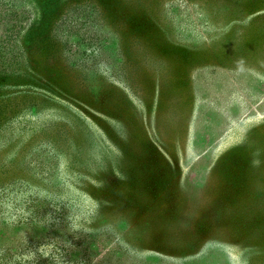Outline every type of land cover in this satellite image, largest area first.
<instances>
[{
	"label": "rangeland",
	"instance_id": "rangeland-1",
	"mask_svg": "<svg viewBox=\"0 0 264 264\" xmlns=\"http://www.w3.org/2000/svg\"><path fill=\"white\" fill-rule=\"evenodd\" d=\"M0 264H264V0H0Z\"/></svg>",
	"mask_w": 264,
	"mask_h": 264
},
{
	"label": "trees",
	"instance_id": "trees-1",
	"mask_svg": "<svg viewBox=\"0 0 264 264\" xmlns=\"http://www.w3.org/2000/svg\"><path fill=\"white\" fill-rule=\"evenodd\" d=\"M222 253H224V252H222ZM217 256H218V258H221L219 255H217ZM218 258L216 260H219Z\"/></svg>",
	"mask_w": 264,
	"mask_h": 264
}]
</instances>
